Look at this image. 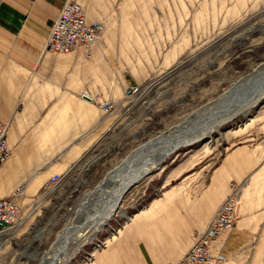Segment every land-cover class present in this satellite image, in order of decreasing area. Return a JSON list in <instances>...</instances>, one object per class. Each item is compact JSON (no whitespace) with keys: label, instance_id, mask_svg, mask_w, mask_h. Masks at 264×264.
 I'll use <instances>...</instances> for the list:
<instances>
[{"label":"rangeland","instance_id":"1","mask_svg":"<svg viewBox=\"0 0 264 264\" xmlns=\"http://www.w3.org/2000/svg\"><path fill=\"white\" fill-rule=\"evenodd\" d=\"M120 9L108 15L99 42L103 45H94L84 55L91 70L98 71L97 81L106 82L102 96L118 102L122 123L107 136L100 165L78 167L56 184L48 182L33 193L25 192L19 224L0 240V264H49L45 256L68 223L80 225L95 213L92 204H80L84 196L120 160L175 125L199 124V113L206 106L264 62V0H122ZM132 85L141 91L130 99L126 89ZM238 150L249 162L232 166L228 194L237 183L240 213L243 203L259 200L264 193V98L214 131L210 142L181 147L132 185L115 216L100 231H88L80 249L69 245L74 257L59 264H99L104 254L108 257L103 264L113 260L126 264L122 241L135 244L133 257L139 261L135 264H146L138 237L124 238L140 222L135 232L147 241L146 230L157 220L159 236L148 249L142 247L146 257L151 256L147 261H177L205 227L199 220V205L214 170ZM164 217L174 225L171 235L162 226ZM160 242L163 245L157 246ZM224 261L226 253L216 263Z\"/></svg>","mask_w":264,"mask_h":264},{"label":"crops","instance_id":"2","mask_svg":"<svg viewBox=\"0 0 264 264\" xmlns=\"http://www.w3.org/2000/svg\"><path fill=\"white\" fill-rule=\"evenodd\" d=\"M66 1L0 0V121L8 125L12 148L10 158L0 167V197L10 195L18 187H24V194L33 193L50 182L53 175L64 177L78 167L89 169L100 165L106 156L107 136L116 133L122 123L118 102L102 96L106 82L97 81L98 71L91 70L84 50L70 54L45 50L53 22ZM74 1L85 8L90 22H101L105 28L110 21L108 15L120 12L122 6V0ZM95 45L102 46L103 42ZM83 92L92 99L82 97ZM97 93L100 99L96 98ZM108 99L115 103L112 112H106L100 105V101ZM247 162L243 150H238L214 170L205 199L199 205L202 225L206 227L220 200L230 191L232 166ZM217 195L219 198L213 199ZM209 199L213 203L207 213ZM139 223L132 226L124 240L138 237L142 244L137 243V247L145 263L161 264L147 261L151 256L146 257L142 248L148 249L159 236L160 221L146 230L147 237L150 236L146 243L135 232ZM162 226L167 227L169 234L174 227L165 217ZM123 242L119 244L124 245L125 263H139L133 257L137 251L135 244ZM216 243L223 257L226 253V261L214 264H264V193L259 200L252 198L243 203L234 230ZM107 257L100 256L98 263L103 264ZM112 264L121 263L113 260Z\"/></svg>","mask_w":264,"mask_h":264},{"label":"bare ground","instance_id":"3","mask_svg":"<svg viewBox=\"0 0 264 264\" xmlns=\"http://www.w3.org/2000/svg\"><path fill=\"white\" fill-rule=\"evenodd\" d=\"M102 37L96 43H99ZM79 49L81 48L72 52ZM86 95L81 96L92 99L88 93ZM137 97L138 96L134 98ZM263 98L264 62L256 66L248 75L237 80L229 89L213 101V103L206 106L205 109L199 113V124H190L189 126L175 125L168 131L162 132L159 136L138 146V148L132 151L126 158L118 162L115 168L107 173L94 190L84 196L80 204L82 206H90V204H92L95 208V213L89 216L87 215V217L81 221L80 225L68 223L69 225L64 229L62 234H60L57 240L58 242L56 244L54 243L52 252L45 256L48 263L59 264L63 259L69 262V260L74 257V254H69V245L77 244L80 249L82 243L86 240H84V236L88 231H100L104 225L115 216L117 211H119L120 203L126 193H128H125V189L132 181L139 180L138 182H140L147 178L151 173H148L150 169L156 168L157 165H162L167 157L181 147H188L199 142H210L214 131H218L222 125L231 121L233 118L235 119L239 114L245 113L250 107L258 104ZM106 101L110 100L108 99ZM7 161L8 159L2 165ZM1 238L2 237H0V240ZM89 239L92 240V238Z\"/></svg>","mask_w":264,"mask_h":264},{"label":"built area","instance_id":"4","mask_svg":"<svg viewBox=\"0 0 264 264\" xmlns=\"http://www.w3.org/2000/svg\"><path fill=\"white\" fill-rule=\"evenodd\" d=\"M103 34L104 25L101 22L88 21L85 8L77 1L68 0L53 22L45 50L60 54L81 48L89 54ZM140 91L138 85H132L126 89V96L134 98ZM86 94L82 93L83 96ZM100 105L107 112H112L115 108L112 101H100ZM7 133L8 125L0 121V166L10 158L12 152ZM62 178L63 176L56 174L51 177L50 182L56 184ZM239 193L238 184H232L231 193L219 204L204 230L195 236L184 256L168 264H214L223 260L222 251L216 242L222 234L231 232L236 227ZM23 196L24 187H18L10 195L0 197V237L19 224L24 209L21 202Z\"/></svg>","mask_w":264,"mask_h":264},{"label":"water","instance_id":"5","mask_svg":"<svg viewBox=\"0 0 264 264\" xmlns=\"http://www.w3.org/2000/svg\"><path fill=\"white\" fill-rule=\"evenodd\" d=\"M162 165L160 164V165H157L156 166V168H153V169H150L149 171H148V173H150V172H152L154 169H158V168H160ZM139 180H134V181H132L130 184H129V186L125 189V193L129 190V188L132 186V185H134L136 182H138Z\"/></svg>","mask_w":264,"mask_h":264}]
</instances>
